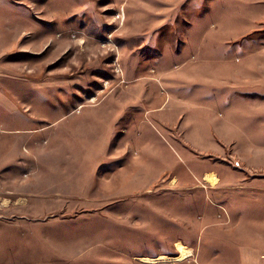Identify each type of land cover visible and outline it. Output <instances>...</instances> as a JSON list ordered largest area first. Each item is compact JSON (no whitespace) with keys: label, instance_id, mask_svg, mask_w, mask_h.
<instances>
[{"label":"rangeland","instance_id":"obj_1","mask_svg":"<svg viewBox=\"0 0 264 264\" xmlns=\"http://www.w3.org/2000/svg\"><path fill=\"white\" fill-rule=\"evenodd\" d=\"M116 95L165 99L182 112L181 129L241 127L264 150V0H0V129H20L23 159L18 217L12 197L0 206V264H264V226L253 223L264 219V186L227 199L225 180L204 178L134 197L100 187L99 136L82 126L97 109L75 111ZM166 113L150 114L158 135ZM176 126L173 117L165 129L180 155L168 175L197 180L212 165L220 177L264 184V156L256 166L220 146L188 158ZM239 198L247 205L237 212L229 203ZM241 224L250 236L233 245ZM178 241L191 250L183 261L174 259Z\"/></svg>","mask_w":264,"mask_h":264},{"label":"crops","instance_id":"obj_2","mask_svg":"<svg viewBox=\"0 0 264 264\" xmlns=\"http://www.w3.org/2000/svg\"><path fill=\"white\" fill-rule=\"evenodd\" d=\"M108 96L110 95H106L105 97ZM142 96L129 95V99H122L120 96L116 95L114 99L110 100L111 103H109V105H105L104 102L106 98L104 97L99 103L85 105L75 111L77 113L78 110H82L83 108L97 109L96 115L91 111V113H93L91 115H95V119L84 121L82 126L94 130L96 135L99 136L96 148L100 149V157L101 160H103L99 162V164L101 167H105V174L100 187L111 188L112 192L109 195L110 197H134L140 192H150L154 190H188L195 188L197 186L196 182L201 181L203 178L205 179V175L211 173L215 175L217 180H225L223 183L228 185L230 190L234 189L233 191H228L230 193H228L229 196H227L226 199L228 197L232 198L234 197L232 194L238 193H241L242 197H246L247 190L263 189L264 184H256L257 187L261 188H253V184L255 183H248V185L245 175H241L242 177H240L236 175L237 173H233L225 177H220L212 165L210 168L203 170L199 174L200 176L197 177V180H194L191 175L190 178L178 177L175 174L168 175V162H171V166H173L176 160L180 161V155L173 147L176 143L175 139H172L173 137H168L165 130L166 125L173 123V117L175 122L178 123L176 130L180 133V150L182 154H185L184 156L188 158H196L197 155H212L208 153L211 151H213V154H219L218 151L220 146L223 147L222 151L224 153L225 149L228 150L227 147H231L234 149V153L240 158L245 159V157L248 156V163L259 166V164L261 165L260 159L264 156V150H262L263 148L253 147L251 145H256V143H253L251 139L246 136L245 129L241 127L231 128V125L227 123L218 125L215 120H212L211 128L206 131H201L198 128L193 130H187L186 128L181 129L179 128L178 121L179 116L182 115L181 111L176 112L174 108L168 107L167 105L165 106V99L162 102H156L157 104L153 102L151 105L146 102L143 103L144 99ZM121 101H127V103L123 105L117 103ZM138 103L143 107V112L141 113L135 109V104ZM165 108L167 109V113L163 114L164 116H159L163 118L160 119L157 116L155 118L157 121H159V119L162 121L160 122L161 126H165V129H162V132L158 135L149 124H155L151 120L150 114L152 112L159 113ZM242 109H245V104ZM238 111L240 115H244L241 111V106ZM88 114L90 113L88 112ZM167 114L170 116L166 118ZM141 122H145L147 125L138 128ZM132 128L135 134L134 132L129 133L133 131ZM19 130L20 129L16 127L11 129L2 127L0 129V193L8 192L11 194V196L0 197V206H3L1 209L6 210L7 202H9V198L12 197L8 207H13L10 214H14L15 218L18 217L16 216V207L22 209V144L20 140L18 143L16 140L17 134L20 133ZM139 130L142 132L141 134ZM258 130L264 133L262 127ZM187 133L190 134L185 135ZM115 134H119L122 137L115 141L109 151H106L109 146V140L111 139L112 141ZM118 136L116 135L117 138ZM250 147L252 149H250ZM258 160H260L259 163ZM239 177L240 180L238 179ZM162 181L169 182L175 185L176 188L162 187L160 185ZM108 182L114 185L111 186ZM236 189H238V191H235ZM207 194L215 195L216 193L214 194V191L207 190L206 195ZM229 204L238 212L240 207L242 209L244 206L246 207L247 198H239L237 201L230 200ZM19 211L22 213L21 210ZM1 222L6 223V221L0 219V223ZM253 223L264 226V219L259 216ZM237 224L239 225L238 221ZM249 231L250 229H248V227H243V225L241 227L239 226L237 234L231 236L229 242L234 245L239 238L247 241L245 237L250 236ZM178 242L181 243L180 241ZM239 243H243V241H239ZM263 258L264 254L261 255L260 261H262Z\"/></svg>","mask_w":264,"mask_h":264},{"label":"bare ground","instance_id":"obj_3","mask_svg":"<svg viewBox=\"0 0 264 264\" xmlns=\"http://www.w3.org/2000/svg\"><path fill=\"white\" fill-rule=\"evenodd\" d=\"M205 180L210 183V184H215L217 182V178L215 177V175H213L212 173L211 174H207L205 175ZM176 248L178 250V255L174 258L175 260H178V261H183L185 260L186 258H188L190 255H191V250L186 248L185 246H183L182 244L180 243H176ZM167 257H164V256H160L156 259H151V258H142V260L144 262H147V263H155L157 260L159 259H166Z\"/></svg>","mask_w":264,"mask_h":264}]
</instances>
